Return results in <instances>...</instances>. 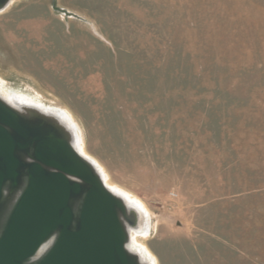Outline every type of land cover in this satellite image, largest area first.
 <instances>
[{"label":"rangeland","instance_id":"rangeland-1","mask_svg":"<svg viewBox=\"0 0 264 264\" xmlns=\"http://www.w3.org/2000/svg\"><path fill=\"white\" fill-rule=\"evenodd\" d=\"M0 79L71 114L156 264H264V0H15Z\"/></svg>","mask_w":264,"mask_h":264},{"label":"water","instance_id":"water-1","mask_svg":"<svg viewBox=\"0 0 264 264\" xmlns=\"http://www.w3.org/2000/svg\"><path fill=\"white\" fill-rule=\"evenodd\" d=\"M74 137L52 113L0 95V264H149L129 247L136 212Z\"/></svg>","mask_w":264,"mask_h":264},{"label":"bare ground","instance_id":"bare-ground-1","mask_svg":"<svg viewBox=\"0 0 264 264\" xmlns=\"http://www.w3.org/2000/svg\"><path fill=\"white\" fill-rule=\"evenodd\" d=\"M14 1L15 0H11L10 4H12ZM10 4L5 9H7L10 6ZM5 9L0 10V12L4 11ZM1 80L2 79H0V87L4 90V92L0 91V95L4 99H6L9 103H11L17 107H22V105H27V106H31V107H36V108L40 109L41 111H46V112L52 113V115L57 117L64 125H66L69 129H71L73 131V133L75 135L74 142H75L77 149L80 151V153L84 157H86L90 161H92L82 150H80L79 144H78L77 131L74 128V126L70 120V117L72 119H73V117L65 108L61 107L60 105L58 106V104L56 106L55 105L47 106L41 100L29 98L27 95L25 96L23 94L10 93L5 89V86ZM81 147L83 149V145H81ZM94 165L97 167V165L95 163H94ZM102 175H103V178H104L106 185L112 191H114L118 195L122 196L125 199V201L127 202L128 206L131 207L137 214V224L135 227L130 229L129 247L140 256L142 261L147 262L149 264H156L157 263L156 257L149 250V248L144 244V242H141L140 239L138 238L139 233H143L144 226H145V229L147 228V230H148V223L144 225L146 217L149 214L148 209L146 208L144 203H142L141 201H139L138 199H136L135 197L130 195V193L123 191L121 189H118L117 187H115V184H113L114 186L112 184H110V182L106 179V176L103 173H102ZM131 242H135L138 244L139 248L137 249V251L135 250L134 247L131 246Z\"/></svg>","mask_w":264,"mask_h":264}]
</instances>
